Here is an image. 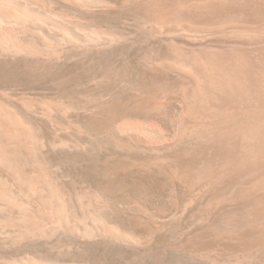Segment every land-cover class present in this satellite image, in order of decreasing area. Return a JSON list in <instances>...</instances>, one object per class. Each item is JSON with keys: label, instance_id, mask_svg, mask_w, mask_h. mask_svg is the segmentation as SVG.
Segmentation results:
<instances>
[{"label": "rangeland", "instance_id": "374dc122", "mask_svg": "<svg viewBox=\"0 0 264 264\" xmlns=\"http://www.w3.org/2000/svg\"><path fill=\"white\" fill-rule=\"evenodd\" d=\"M261 144L264 0H0V264H264Z\"/></svg>", "mask_w": 264, "mask_h": 264}, {"label": "bare ground", "instance_id": "6f19581e", "mask_svg": "<svg viewBox=\"0 0 264 264\" xmlns=\"http://www.w3.org/2000/svg\"><path fill=\"white\" fill-rule=\"evenodd\" d=\"M254 85V84H253ZM262 142V141H261ZM264 145V144H261ZM261 148V147H260ZM245 149V148H244ZM264 149V147H263ZM35 183V182H34ZM33 184V183H32ZM14 190V189H13ZM21 190V189H20ZM24 190V189H23ZM26 192V191H25ZM5 193V192H4ZM8 193V192H7ZM3 195V194H2ZM30 195V194H29ZM7 196V195H6ZM30 197V196H29ZM32 197V196H31ZM45 197V196H44ZM54 197V196H52ZM49 196L43 201V209H38L30 217H26L28 226L32 232H39L43 229H47L48 227H56L63 219V214L58 207V205L54 202L55 200ZM3 199V197L1 196ZM20 198V197H19ZM7 198H5L4 203ZM10 199V198H9ZM42 199V198H41ZM8 200V199H7ZM11 200V199H10ZM3 201V200H2ZM9 201V200H8ZM17 201V200H16ZM7 202V201H6ZM8 203V202H7ZM60 205V204H59ZM64 208V207H63ZM67 208V207H66ZM21 215V214H20ZM23 221V220H22ZM25 224V223H24Z\"/></svg>", "mask_w": 264, "mask_h": 264}]
</instances>
